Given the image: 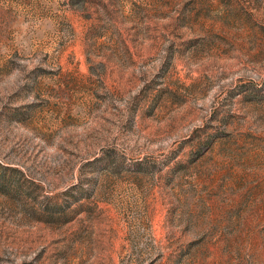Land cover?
<instances>
[{"label":"rangeland","instance_id":"1","mask_svg":"<svg viewBox=\"0 0 264 264\" xmlns=\"http://www.w3.org/2000/svg\"><path fill=\"white\" fill-rule=\"evenodd\" d=\"M0 264H264V0H0Z\"/></svg>","mask_w":264,"mask_h":264}]
</instances>
